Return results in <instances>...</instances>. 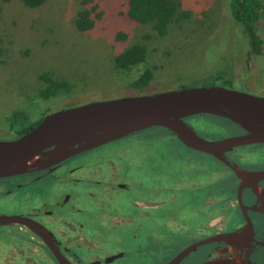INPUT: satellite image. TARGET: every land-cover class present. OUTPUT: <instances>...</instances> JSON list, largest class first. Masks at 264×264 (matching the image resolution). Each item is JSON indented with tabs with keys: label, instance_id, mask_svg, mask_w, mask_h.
I'll use <instances>...</instances> for the list:
<instances>
[{
	"label": "rangeland",
	"instance_id": "374dc122",
	"mask_svg": "<svg viewBox=\"0 0 264 264\" xmlns=\"http://www.w3.org/2000/svg\"><path fill=\"white\" fill-rule=\"evenodd\" d=\"M127 1L103 0L104 20L89 33L80 31L76 25L82 10L81 0H47L39 8H28L18 0L3 4L0 19L4 51L0 59L2 134L12 137L13 133L8 131L10 124L18 127L26 122H36L66 108L127 96L206 87L204 85H211L217 76L222 78L217 82L218 86L264 97V51L261 55L250 53L243 28L231 15L230 0H175L181 6V13L187 12L188 17L172 22L165 35H160L152 25L128 21L122 15ZM257 32L264 40V16ZM119 33L126 34L127 39L117 44L115 36ZM135 44L147 47V61L130 71L116 70L115 58L120 48ZM145 69L154 71L149 87L144 91L131 88L130 83ZM46 77L66 86L51 94ZM16 115H24L26 119ZM217 118L220 120L221 117ZM189 123L206 139L226 138L236 132L227 121L201 117L193 118ZM160 130L135 133L105 149L117 151L124 147L126 151L122 154H132L135 160L142 161V167L133 168L131 173L148 169L154 176L155 190L163 184L173 183L171 188H177L179 181L174 180L183 175L180 172L185 165L216 164L208 155L177 150L178 140L175 143L173 137L171 142L159 137L161 134L157 135V131ZM150 180L149 175V183ZM176 198V193L171 192L160 205ZM188 201L173 203L169 213L164 214L177 213L179 206ZM170 224L177 228V218ZM186 240L172 235L164 240L155 238L154 246L149 250L153 264L165 263L169 256L166 253L170 250V255L174 254ZM127 241L133 248L135 240ZM141 242L139 240L138 245ZM28 247L33 246L27 244L25 264L49 261L44 253ZM147 257L145 254L130 256L129 261L146 264V260H150Z\"/></svg>",
	"mask_w": 264,
	"mask_h": 264
},
{
	"label": "flooded vegetation",
	"instance_id": "af4514ba",
	"mask_svg": "<svg viewBox=\"0 0 264 264\" xmlns=\"http://www.w3.org/2000/svg\"><path fill=\"white\" fill-rule=\"evenodd\" d=\"M193 118L185 122L201 136L189 123ZM234 127L232 136L244 133ZM8 131L13 136L0 132V140L19 138L12 124ZM134 135L46 169L0 177V217H21L40 226L36 232L26 221L0 223V264H25L27 244L47 256L45 264H63L58 255L71 264H134L129 257L140 254L149 256L146 264H153L149 250L155 238L164 240L169 235L187 240L174 254L170 255L169 250L163 264L202 242L180 264L226 257L222 253L226 249L249 264H264V144L233 149L226 154L227 163L208 155L220 167L200 162L185 165L180 172L183 175L174 180L179 181L177 188H171L173 183L155 190L154 176L148 169L131 173L133 168L142 167V161L135 160L132 154H122L124 147L117 151L105 149ZM255 175L258 176L254 178ZM171 192L177 198L160 205ZM186 200L188 203L181 204L177 213L164 214L169 213L173 203ZM176 218L177 228L171 227ZM239 232L246 240L235 245L229 239L236 250L221 240ZM127 239L135 240L133 248ZM139 240L142 242L138 245Z\"/></svg>",
	"mask_w": 264,
	"mask_h": 264
},
{
	"label": "water",
	"instance_id": "95a60500",
	"mask_svg": "<svg viewBox=\"0 0 264 264\" xmlns=\"http://www.w3.org/2000/svg\"><path fill=\"white\" fill-rule=\"evenodd\" d=\"M202 115L227 119L244 133L219 140L203 138L185 122L187 118ZM185 127L191 133L186 132ZM151 128L167 129L188 149L227 163L226 154L233 149L264 144V97L223 86L191 87L90 102L59 110L45 116L23 136L0 140V177L46 169L72 156ZM14 221H26L32 230L39 232L40 226L34 221L0 217V223ZM42 236L48 242L45 235ZM229 239V236L221 238L236 250ZM202 244L204 242L188 247L169 264H180L187 254ZM58 257L63 264H71ZM237 260L238 264H249L242 257Z\"/></svg>",
	"mask_w": 264,
	"mask_h": 264
},
{
	"label": "trees",
	"instance_id": "16d2710c",
	"mask_svg": "<svg viewBox=\"0 0 264 264\" xmlns=\"http://www.w3.org/2000/svg\"><path fill=\"white\" fill-rule=\"evenodd\" d=\"M12 0H0V19L3 12V4L9 3ZM28 8H39L43 6L47 0H18ZM103 0H81L82 10L79 12L76 25L77 28L82 31L89 33L97 27V25L104 20L105 13L102 9ZM181 6L175 0H128L125 7V11L122 13L128 21L133 22L137 25H152L154 29L160 34L165 35L168 32L170 24L174 21H179L183 16L188 17L187 12L181 13ZM230 10L234 21L242 26L243 33L247 38L250 46V53L252 55H261L264 51V40L257 32V26L264 16V0H230ZM127 39V35L119 33L115 36L116 43L123 42ZM2 40L0 38V59L3 56V49L1 47ZM148 50L144 45H131L126 48H120L115 58V68L118 71H130L135 67L143 65L147 61ZM49 81V92L55 94L66 86L65 83H59L50 81L49 77H46ZM154 79V71L151 69H145L141 75L130 83V87L139 91H144L151 84ZM221 76H217L211 85H204L209 87L218 86L217 82L221 80ZM47 94H44V96ZM15 117H24V115H16ZM199 117V116H198ZM201 117L209 118L219 122H228L234 125L227 119L217 118L211 115H202ZM197 118V117H195ZM23 119H26L25 117ZM40 122H26L19 124L18 127L12 124V127L17 130V137H21L24 134L33 130ZM236 126V125H234ZM159 129V128H153ZM147 131H141L137 134H143ZM157 131L159 137L167 138L171 142L173 137L174 142L175 136L167 129L160 128ZM16 137V138H17ZM175 142V143H176ZM178 143V142H177ZM177 150L187 149L181 144H177ZM215 164V163H214ZM212 164V165H214ZM216 166L221 165L216 163ZM220 167V166H219ZM218 167V168H219Z\"/></svg>",
	"mask_w": 264,
	"mask_h": 264
},
{
	"label": "bare ground",
	"instance_id": "6f19581e",
	"mask_svg": "<svg viewBox=\"0 0 264 264\" xmlns=\"http://www.w3.org/2000/svg\"><path fill=\"white\" fill-rule=\"evenodd\" d=\"M184 130L188 133H191L190 129L187 127H185ZM238 171L240 173H245V171L241 170V169H237V172ZM243 238H244L243 232L235 233L231 236L232 242L235 243V245L240 244L243 241ZM222 253L225 255H228V256L222 257L219 259H214V260L210 261L211 264H238L237 257L231 256V252L229 250H227V249L223 250Z\"/></svg>",
	"mask_w": 264,
	"mask_h": 264
}]
</instances>
